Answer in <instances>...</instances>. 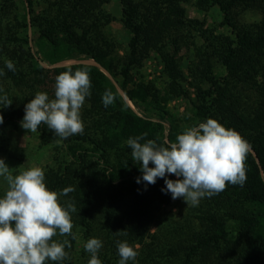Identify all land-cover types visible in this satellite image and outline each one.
Here are the masks:
<instances>
[{"label":"trees","instance_id":"16d2710c","mask_svg":"<svg viewBox=\"0 0 264 264\" xmlns=\"http://www.w3.org/2000/svg\"><path fill=\"white\" fill-rule=\"evenodd\" d=\"M188 1L119 0V22L129 35L128 50L121 55L115 39L105 30L115 18L105 8L108 0H0V95L7 94L12 101L9 107L0 105L1 127L21 124L24 107L37 92L54 98L60 73L85 70L91 81L90 95L80 110L82 134L61 140L44 124L36 132L43 146L56 144L64 149L69 161L58 172L45 170V183L56 192L73 188L61 196L60 203H72L76 208L70 213L76 239H62L71 244L65 248L68 258L46 264H82L83 260L88 264L90 254L84 244L90 238L102 241L98 255L104 264H118V241L139 246L134 249L136 260L128 264H264V0H195L199 8L216 6L222 15L220 26L230 27L231 32L224 37L218 57L224 76L208 71V59L201 60L203 69L195 66L201 70L191 76L193 119L185 127L178 126L155 89L133 80L132 71L141 58L154 50L157 38L166 36L165 21L170 17L164 14L157 28L159 15L163 11L176 14L179 23L185 24L179 6ZM238 6L259 8L261 21L236 25L231 11ZM189 26L197 28L191 21ZM163 58L165 73L176 88L182 73L174 57ZM7 60L14 63L15 71L6 67ZM67 60L76 63L52 67ZM86 60L99 66L81 63ZM250 82L256 97L253 105L244 108L230 94V87L238 94V84ZM105 91L113 96L107 107L102 102ZM146 112L154 113L155 118L145 116ZM208 118L239 132L248 142L246 181L243 186L227 184L223 191L191 206L189 217L164 219L163 232L157 224L150 234L154 207L167 205L171 194L161 191L164 179L157 178L155 185L136 182L142 177L141 164L133 160L126 141L143 136L141 143L153 140L166 146L165 141L175 142L186 127ZM92 157L105 167L96 170ZM172 176L166 178L173 180ZM78 238V258L73 260L70 255Z\"/></svg>","mask_w":264,"mask_h":264},{"label":"clouds","instance_id":"9594fccd","mask_svg":"<svg viewBox=\"0 0 264 264\" xmlns=\"http://www.w3.org/2000/svg\"><path fill=\"white\" fill-rule=\"evenodd\" d=\"M6 67L15 71L11 60L6 61ZM90 88L87 71L60 73L55 81L54 98L37 92L24 107L21 127L35 133L44 124L61 140L82 134L80 110ZM102 102L105 107L110 105L112 94L105 91ZM11 104L7 94L0 95L2 107ZM3 120L0 115V124ZM143 139L137 136L126 141L133 160L141 164L142 177L136 182L142 180L155 185L157 178L164 179L165 187L161 191L170 193L173 200L183 198L187 205L197 206L201 199L218 194L227 184L243 186L246 181L245 158L250 146L239 132L225 128L215 119L186 127L175 142L165 141L166 146L153 140L141 143ZM150 163L154 166L150 167ZM168 175L177 179H167ZM0 178L7 184L5 194L0 197V264H46L67 259L65 248L71 247L69 240L53 238L59 235L76 239L70 215L76 208L72 203L66 206L60 203V197L74 189L52 191L45 183L42 168L31 167L13 174L3 159H0ZM102 246L98 238L87 240L84 248L90 254L88 264H102L98 258ZM117 251L118 264L136 260L137 252L127 241H118Z\"/></svg>","mask_w":264,"mask_h":264},{"label":"rangeland","instance_id":"374dc122","mask_svg":"<svg viewBox=\"0 0 264 264\" xmlns=\"http://www.w3.org/2000/svg\"><path fill=\"white\" fill-rule=\"evenodd\" d=\"M105 8L115 17L110 24L105 27V30L109 31V34L117 43L116 46L120 54L124 55L128 50L129 35L121 22H119V0H108ZM179 8L183 11L182 17L186 19L185 24L179 23L180 20L178 15L171 14L169 16V14H166V12L162 10L163 14L159 15V19L156 20V25L157 28L160 27V22L164 14L170 17L169 22L167 20L165 21L167 25L166 36L157 38L160 40L159 42H155L154 50L141 58L140 65L133 69L132 76L135 82L141 81L151 86L152 90L155 89L157 94L160 95L161 104L165 106L172 118L176 120L178 126L185 127L189 121L193 119L191 100L195 101V89L191 76L197 74L199 70L204 68V63L201 64V60L205 61L206 59L211 61V67L208 68V71L212 72L214 76L217 77L225 75L220 63H218V57L222 50V44L225 42L224 37L231 32V28L220 26L222 15L216 6L199 8L195 0H189L188 2L181 3ZM231 18L235 24L239 26L253 25L261 21L262 12L257 7L245 8L243 6H238L231 11ZM190 21L197 26L196 29L189 26ZM169 25L171 27H169ZM208 38L211 43L206 40ZM165 56L174 57L177 69L182 73L181 77L178 79L176 88H173L169 77H167L165 73V62L163 58ZM74 63H76V61L67 60L52 67ZM81 63L99 66L93 60L81 61ZM41 64L46 68H52L43 63ZM197 65L200 66L201 69L197 70L195 67ZM251 84L252 82H250V84H238V94H236V89L230 87V94L236 95L244 108L253 105L256 97V92L254 91L255 87L254 85L251 86ZM180 92L185 93L187 96H183ZM177 93L179 96H176ZM121 95L123 96L122 93ZM123 97L133 108L132 104L125 96ZM246 98L247 100L245 101ZM134 110L138 113H142L140 110ZM144 115L149 118H155L152 112H146ZM0 159H3L10 169H13V174H17L19 171L27 170L31 167H39L44 171L50 169L58 172L69 161L61 145L53 144L43 146L36 132H28L21 127V124L10 127L0 126ZM89 159L93 161L92 164L96 170L105 167V164L103 162H98L97 158L92 157ZM172 177L173 180L177 179L174 175ZM6 187V182L3 178H0V197H3L2 192ZM59 192L61 191H58V193ZM61 201L62 197H60V202ZM190 208L191 205H187L183 198H178L176 200L172 199L167 205L155 206L152 211L153 221L150 224L149 233L152 234L154 232L157 224H160L158 228L163 232L161 223L164 222V219L170 218L175 221H181L189 217L188 213ZM78 231V228L74 230L77 237L80 236ZM63 237L57 235L54 239L62 241ZM76 244L74 252L70 255L73 260H77L78 258V255L76 256L75 254H78L79 245L81 244L79 238L76 240ZM134 249H139V246L136 245ZM98 258L102 262L99 255ZM79 262L81 263V259ZM82 264H85L84 260ZM102 264L104 263L102 262ZM108 264L112 263L110 262Z\"/></svg>","mask_w":264,"mask_h":264},{"label":"water","instance_id":"95a60500","mask_svg":"<svg viewBox=\"0 0 264 264\" xmlns=\"http://www.w3.org/2000/svg\"><path fill=\"white\" fill-rule=\"evenodd\" d=\"M97 66V65H96ZM105 73V72H104ZM106 74V73H105ZM108 76V74H106ZM109 77V76H108Z\"/></svg>","mask_w":264,"mask_h":264}]
</instances>
